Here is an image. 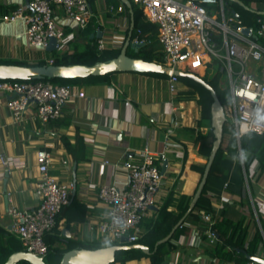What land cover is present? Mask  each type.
<instances>
[{"label": "crops", "instance_id": "obj_1", "mask_svg": "<svg viewBox=\"0 0 264 264\" xmlns=\"http://www.w3.org/2000/svg\"><path fill=\"white\" fill-rule=\"evenodd\" d=\"M89 1L93 11L89 27L94 31L89 39L96 37L98 43L103 40L106 48H122L131 26L129 8L125 9L121 0ZM240 1L244 5L235 0H223L227 17H236L233 12H240L245 18H250L255 12L264 15V0ZM21 3L23 0H0V60L36 63L50 58L49 51L35 48L28 42L24 19H4ZM235 3L249 12L242 11ZM207 8L211 16L222 19L218 4L207 5ZM238 18L244 20L239 13ZM55 19L65 32L64 47L58 51L83 49L88 44L87 34L59 6L55 8ZM136 38L132 36L133 41ZM209 68L198 71V75L204 77ZM199 84L191 78L180 77L176 92L171 93L165 72L134 71L115 72L106 81H80L73 84V95L59 118H65L69 124L62 126H56L54 120L46 124L39 120L15 123L7 105L10 96L0 92V156L13 161L11 166L3 165L0 161V227L5 229L6 235L21 243L12 231L9 209L12 206L34 208L39 203L35 194L39 175L37 152L43 149L56 154L53 174L73 182V166L75 162L78 164L76 193L72 194L69 205L59 213L57 227L49 235L57 238L53 247L56 245L59 249H65L69 242L99 243L95 234L88 229L89 222L107 215V207L99 198V188L105 183L115 184L122 190L127 188L130 183L129 171L125 166L127 160L141 162L149 155L160 170L164 161H168L157 203L145 218H157L165 206L168 211L179 215L182 197L185 196L191 204L202 178V173L194 166L204 168L209 157L207 152L200 150V137H206L213 129L212 118L211 114L204 112L200 103L202 95L207 97L200 87L202 84ZM80 91H84V97L78 95ZM67 142L76 147L80 161L75 160ZM208 145V140H205L204 150ZM239 153V159L229 154H225V157L234 162V167L240 162L246 204L240 205L241 197L229 192L228 181L218 177L210 178L207 195L212 208H216L217 220L222 218L220 212L224 206L233 202L231 214L233 217L241 212L246 214L251 230L252 207L240 146ZM62 159L69 161L68 168L62 166ZM251 189L257 198V185L251 182ZM193 212L198 214V208L195 207ZM183 225L188 228L186 233L194 227L202 229L199 221L193 223L189 215L179 227ZM186 233L172 239L177 248L165 256L166 263L209 264L216 256L214 251L205 242L198 247L179 243ZM149 262L150 259L144 258L127 264Z\"/></svg>", "mask_w": 264, "mask_h": 264}, {"label": "built area", "instance_id": "obj_2", "mask_svg": "<svg viewBox=\"0 0 264 264\" xmlns=\"http://www.w3.org/2000/svg\"><path fill=\"white\" fill-rule=\"evenodd\" d=\"M131 1L138 4L145 16L158 26V38L165 55V63L161 64L168 75L170 92L175 93L178 87L180 76L177 70L198 74L201 68L209 67L217 59L228 74V100L223 105L228 121L235 125L238 139L247 133L264 134V16L257 20V27H253L238 17H227L223 0ZM210 4L220 6L222 19L209 14L207 5ZM57 6L81 28H86L93 17L89 0H23L4 19H24L27 24L25 34L33 47L47 50L51 38L55 37L56 49L61 50L65 32L55 19ZM246 27L252 28L256 38L243 33ZM135 41L144 43L138 37ZM98 48L106 49L103 40L99 41ZM45 61L54 64L51 57ZM73 91V84L48 78L0 80V92L10 96L7 105L18 124L36 120L46 124L59 119ZM78 95L84 97L85 93L80 91ZM0 161L7 166L13 164L12 159L5 156H0ZM37 161L39 175L35 194L39 203L29 209L12 206L9 215L12 231L24 250L46 257L50 250L46 237L54 232L59 213L71 201L73 182L52 173L56 163L53 151H38ZM241 162L252 207L253 228L249 234L260 231L262 241L255 255L264 259V225L259 214V210L264 211V183H261L264 173L258 174V161L251 164L250 174L246 171L243 156ZM61 163L63 167H69L67 159H62ZM125 166L130 175L128 187L122 190L112 183L102 184L99 198L107 207V215L88 223V229L104 246L139 243L146 234L142 221L156 205L163 184V174L149 155L141 162L127 160ZM251 182L258 187L257 198L253 196ZM212 209L210 212L198 209L204 228L194 227L179 239V243L196 247L207 243L216 255L209 264H264L252 259L239 261L217 256L216 246L220 239L214 227L216 208ZM124 237L127 241H123ZM249 242L247 237L244 250Z\"/></svg>", "mask_w": 264, "mask_h": 264}, {"label": "trees", "instance_id": "obj_3", "mask_svg": "<svg viewBox=\"0 0 264 264\" xmlns=\"http://www.w3.org/2000/svg\"><path fill=\"white\" fill-rule=\"evenodd\" d=\"M132 3L134 5L135 19V29L133 35L141 40H144V44L138 51H135V49L129 47L128 54L130 56L143 58L148 61H157L162 64L165 63V55L162 51V44L160 43L158 38L157 24L150 21L145 16L143 10L138 4H136L135 2ZM123 5L125 9L128 10V7L125 4ZM235 5H237L242 11H245L247 13L249 12L243 7L239 6L237 3H235ZM238 13L241 15V17H243L244 22L253 27H257V20L260 17L264 16L255 12L251 14L250 18H245L240 12ZM82 29L88 36V44L85 45L83 49H74L72 51L67 50L64 52L55 50L53 52H50V57L54 59V64L92 65L97 61L110 60L120 54L121 48H106L104 50H100L98 48L99 43L97 38L93 37L89 39L91 34L94 32L89 27V25L86 28ZM44 61L41 60L36 63H28L26 61L18 60H0V63L20 65H46L47 63L46 61ZM210 68L212 71H209ZM210 68L208 69L207 74L204 76V79L216 90L222 104H226L228 100V89L226 88L220 91L217 85V76L221 71H223L222 65L217 59H214L211 63ZM199 71L203 72V68ZM112 74L113 73L75 79L52 78L51 80L59 83L71 84H75L84 80L106 81ZM200 87L207 97L205 98V95H202L200 103L203 105L204 112L206 114H211L213 96L206 87H204L203 85H200ZM54 124L56 126H62L69 123L65 118H61L60 120H54ZM200 140V150L202 152H207V154L210 155L215 140L213 129L210 130L209 134L206 137H200ZM205 140H208L209 143L207 150H204L203 148ZM66 145L68 149L74 154L75 160L80 161L75 152L76 147L71 146L69 142H67ZM240 146L241 154L246 164L245 167L247 173L250 174V166L255 161H258L260 165L258 174L261 175L262 173H264V134H244L240 138ZM225 154H229L230 156L239 159V140L236 134L235 125L231 121H227L224 125L223 140L221 146L212 164L207 184L205 185L202 195L196 204V208L205 210L207 212H210L212 210V203L207 195V185L211 177H218L227 180V190L241 197L240 205L244 206L246 204L247 197L245 193L244 176L240 162L237 164V166L234 167V162L231 159L225 157ZM250 159L252 160L249 163L248 161ZM194 168L198 169L203 175L205 167L203 168L194 166ZM189 206L190 200H186V197L183 196L179 203V207L181 209L179 215H175L171 211H168L167 206H165L164 208H162L157 218H144L142 221V226L146 230V234L142 239L139 240V243L148 245L150 247L151 253L146 254L141 249L120 250L117 251L116 259L111 264H127L129 261L144 258L150 259L149 264H167L165 256L172 250H175L177 248L176 245L173 244L172 239L179 237L183 233H186L188 231V228L185 227V225L177 228L171 239L165 243L160 244L155 250L156 243L166 237L172 231L178 221L187 212ZM233 206V202L228 203L226 206H224V208L220 212L222 218L218 219L214 225L220 239L216 246L217 254L223 258H227L230 260L247 261L248 258L243 252V250L245 249V242L247 237L249 238L250 242L246 251L251 255H255L258 252L259 244L262 241V235L260 231L252 232L251 234H249L250 222L247 219V215L241 212L239 215L233 217V215L231 214V209H234ZM189 218L193 223H197L199 221V226H201L202 229L204 228V223L202 222L199 213L196 214L192 211L189 214ZM56 239V237L49 235L46 237V241L50 247L48 254L53 253L54 255L58 256L60 260L65 251L73 248H99L104 246L100 243L69 242L68 247H66L65 249H58V251L56 252L53 251V244ZM23 249L24 247H22L21 243L17 239L13 238L10 235H6L5 229L0 227V264L6 262L13 252ZM18 264L30 263L23 260Z\"/></svg>", "mask_w": 264, "mask_h": 264}, {"label": "water", "instance_id": "obj_4", "mask_svg": "<svg viewBox=\"0 0 264 264\" xmlns=\"http://www.w3.org/2000/svg\"><path fill=\"white\" fill-rule=\"evenodd\" d=\"M130 10L131 13V26L129 30L128 37L125 44L121 48V52L117 57H114L107 61H97L92 65L87 64H46V65H20V64H8L0 63V80H34V79H52V78H62V79H75V78H87L89 76H101L115 72L122 71H134V72H165L162 64L157 61H148L143 58L133 57L128 54L129 47L138 51L140 47L144 44L143 42H136L132 40L133 32L135 29V19H134V5L131 0H121ZM241 5L244 3L240 0H235ZM28 3V1H26ZM233 14L238 17V13L233 12ZM264 14V12H263ZM243 33L256 38L252 34V28H243ZM57 40L55 37L51 38L50 43L47 47V51L53 52L56 49ZM177 74L180 77L191 78L198 83L205 86L213 96V103L211 106V118H212V128L215 136L213 147L211 153L208 157V162L205 166L204 173L202 175L201 181L197 187L194 197L191 201L190 207L185 215L179 220L172 231L163 239L156 243V248L171 239L174 232L179 226L184 222L185 218L194 210L199 198L202 195L203 189L207 184L208 177L212 164L216 158L218 150L221 146L223 140L224 125L228 121L224 105L219 99L216 90L210 85L204 77L189 71L177 70ZM240 146V139H239ZM241 147V146H240ZM252 159L248 162L250 163ZM77 162L73 166V188L72 194L76 193L77 188ZM168 166V161H164L161 173L164 174ZM9 174V171L8 173ZM123 241H127V237L123 238ZM130 249H141L146 254L151 253L150 247L142 243L134 244H122V245H109L99 248H73L65 251L59 264H111L116 259V253L120 250H130ZM244 254L248 259L264 262V259L257 255H251L246 250H243ZM28 261L30 264H48L46 262L45 256H38L34 253L28 252L26 250H18L13 252L6 262L3 264H18L20 261Z\"/></svg>", "mask_w": 264, "mask_h": 264}, {"label": "rangeland", "instance_id": "obj_5", "mask_svg": "<svg viewBox=\"0 0 264 264\" xmlns=\"http://www.w3.org/2000/svg\"><path fill=\"white\" fill-rule=\"evenodd\" d=\"M262 41V40H261ZM264 42V41H262ZM50 54V53H49ZM44 61V60H43ZM45 62V61H44ZM47 63V62H46ZM209 67H211V64H209ZM209 71H212L211 68L209 69ZM217 85H218V89L220 91H222L223 89H226L228 87V74L226 71H221L218 76H217ZM261 183H264V181H261ZM259 214L260 216H262V223L264 225V211L259 210ZM58 247H53V251H58ZM45 259L47 260V262L49 264H59L60 259L58 256L52 254H48L46 255Z\"/></svg>", "mask_w": 264, "mask_h": 264}, {"label": "bare ground", "instance_id": "obj_6", "mask_svg": "<svg viewBox=\"0 0 264 264\" xmlns=\"http://www.w3.org/2000/svg\"><path fill=\"white\" fill-rule=\"evenodd\" d=\"M202 69V68H201Z\"/></svg>", "mask_w": 264, "mask_h": 264}]
</instances>
